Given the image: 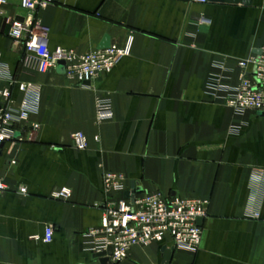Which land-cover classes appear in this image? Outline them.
<instances>
[{"label": "crops", "instance_id": "crops-1", "mask_svg": "<svg viewBox=\"0 0 264 264\" xmlns=\"http://www.w3.org/2000/svg\"><path fill=\"white\" fill-rule=\"evenodd\" d=\"M8 2L21 14L18 0ZM39 17L51 50L83 54L104 37L133 44L81 88L56 70L26 72L23 47L0 16V89L38 84L29 99L12 88L13 109L25 99L33 106L22 140L0 154V264H101L82 235L100 226L105 200L120 199L104 191L107 172L142 190L208 200L195 253L150 244L117 264H264V113L235 114L207 86L235 85L237 62L264 48V0H55ZM97 96L109 98L112 121L96 122ZM76 131L88 140L84 151L72 147ZM60 188L68 199L52 198Z\"/></svg>", "mask_w": 264, "mask_h": 264}, {"label": "built area", "instance_id": "built-area-1", "mask_svg": "<svg viewBox=\"0 0 264 264\" xmlns=\"http://www.w3.org/2000/svg\"><path fill=\"white\" fill-rule=\"evenodd\" d=\"M55 0H18L21 14L10 13L8 0H0V16L5 18L8 36L21 45L24 50L23 69L31 74H45L55 70L59 62L65 63L64 77L72 84L86 88L98 76L109 74L124 58L130 56L133 37L128 36L122 46L110 44L104 49H94L83 54L74 50L48 46L47 28L40 20L39 13L53 4ZM196 4H206L208 0H189ZM237 83L223 86L218 79L208 81V89L222 91L226 106L235 114L247 111L264 113V48L259 55L237 62ZM34 97L38 84L33 82L11 81L0 89V154L6 144L14 145L22 137L29 121V112L33 105L25 99L19 109H13L12 88ZM95 118L98 124L113 120V109L108 97L95 98ZM32 129L39 128L32 125ZM98 141V137L94 138ZM72 147L77 151L88 148V140L80 131L71 134ZM104 191L117 193V201L107 199L102 203V217L98 228H91L82 235L88 251L94 255L107 253L108 264H117L128 258L131 248L162 244L164 247L195 253L201 244L202 228L198 220H204L208 214V200L198 197L164 195L160 191L142 190L136 184L125 182V178L107 172L101 176ZM133 184V185H132ZM7 187L0 176V197ZM25 194L24 187L18 188ZM127 194V197H124ZM70 190L60 188L52 193L54 199H68ZM99 206V204H95ZM251 218L257 219L253 213ZM53 230L45 229L41 239L50 243ZM34 239H38L35 237Z\"/></svg>", "mask_w": 264, "mask_h": 264}, {"label": "water", "instance_id": "water-1", "mask_svg": "<svg viewBox=\"0 0 264 264\" xmlns=\"http://www.w3.org/2000/svg\"><path fill=\"white\" fill-rule=\"evenodd\" d=\"M210 1H220V2H223L224 0H210ZM232 2H236L237 0H231ZM245 1L247 0H241V3H245ZM109 39L108 37H104V39L101 41L98 49H104V48H107L109 46ZM260 52H257V55H259ZM56 72L60 75H64L65 74V63L64 62H59L57 64V67H56ZM263 115V114H262ZM20 138V134H18L16 136V139ZM133 185V184H132ZM128 195L127 194H124V197H127ZM198 225L201 226L202 225V220H198ZM106 255H110V251L108 250L107 253H101V254H98V255H95L94 257L95 258H98L100 263L101 264H108V259L106 257Z\"/></svg>", "mask_w": 264, "mask_h": 264}]
</instances>
